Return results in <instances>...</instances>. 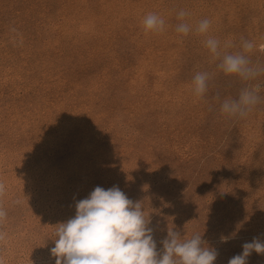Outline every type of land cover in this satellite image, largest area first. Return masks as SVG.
<instances>
[{"label": "rangeland", "instance_id": "1", "mask_svg": "<svg viewBox=\"0 0 264 264\" xmlns=\"http://www.w3.org/2000/svg\"><path fill=\"white\" fill-rule=\"evenodd\" d=\"M149 13L163 31L145 33ZM209 37L264 69V0H0V264H55L59 224L97 186L141 204L158 252L171 230L214 264L264 240V71L225 75ZM244 90L254 110L222 114Z\"/></svg>", "mask_w": 264, "mask_h": 264}, {"label": "clouds", "instance_id": "2", "mask_svg": "<svg viewBox=\"0 0 264 264\" xmlns=\"http://www.w3.org/2000/svg\"><path fill=\"white\" fill-rule=\"evenodd\" d=\"M187 15L184 10L178 13V19ZM165 21L154 13H149L143 20L144 31L161 32ZM210 27V20L199 21L195 31L205 34ZM190 26L181 23L176 31L187 35ZM205 46L213 58H221L218 65L225 75H236L244 81L254 79L262 68L252 66L243 53H222L220 41L209 37ZM245 52L252 51L254 45L242 41ZM208 73H197L193 80V90L197 98H203L208 90ZM219 97L217 96V99ZM260 102L254 91L244 90L239 99H225L220 111L232 117L245 118ZM4 186L0 184V196ZM7 213L0 207V222ZM139 202L130 200L118 187L105 190L97 186L87 198L76 203V214L67 222L60 223L57 229L55 246L50 253L55 257V264H214L217 250L204 247L202 236L195 234L186 241L176 231H168L162 241L163 249L157 251L152 229L148 227ZM224 238H222L223 240ZM243 251L229 259L228 264H248V257L255 252L264 255V240L254 237L251 242L242 245Z\"/></svg>", "mask_w": 264, "mask_h": 264}]
</instances>
